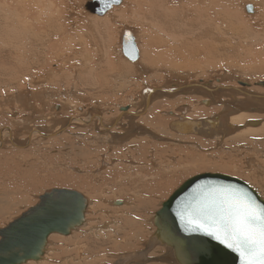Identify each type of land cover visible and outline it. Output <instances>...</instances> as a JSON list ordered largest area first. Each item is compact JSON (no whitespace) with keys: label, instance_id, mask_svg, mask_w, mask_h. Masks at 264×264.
<instances>
[{"label":"bare ground","instance_id":"6f19581e","mask_svg":"<svg viewBox=\"0 0 264 264\" xmlns=\"http://www.w3.org/2000/svg\"><path fill=\"white\" fill-rule=\"evenodd\" d=\"M171 1L170 0H123L122 4L126 5L127 11H129V9L132 10L133 15H134V19L133 20L137 21L141 25L142 24L145 25L150 32L155 30L158 33H161L162 35H164L165 43L170 48V51L166 50L164 53L161 52L160 56H166L167 57V55H170V53H172V54H174L173 55L174 59H176V61H179V63L177 62L176 65L171 62L170 69H173L172 73H174L175 71H178L177 69H179L178 72H180V71H182V72L184 71V73H186V72L193 73L194 72L192 70V68H190V67H193L196 64L192 65L191 64L192 61L189 60V62H188L186 57L188 55L196 54L194 49H193V48H195L196 44H197V47L199 46L200 48L203 47V45H204L202 40H201L202 43H200L198 41H195V40H199V39H204L205 40V39H207L206 43L210 44V41H211L212 45H214L217 42H222V44L226 45V44L230 43L228 41H231V39L234 42H236L235 40L238 41L240 39V41H241L242 40L241 38L244 37L245 40H246L245 41V44H246L247 41L250 42V40L254 41L255 39H258V37L260 35V34L259 35L258 34H254V32H252L254 30L251 31L250 28L248 27V25H247V29L243 32V31H241L242 30V26L239 27V26H236L235 23H233L234 22L233 17L236 16L237 11L242 14L241 11L244 9V11L246 12L247 11V7H249V6H251L252 9L254 8V11L252 13L247 11L248 13L253 14V15L254 14L258 15L259 14V16L261 17V10H262L261 8L262 7H260L261 4L259 5L258 1L255 2L256 3L255 4L254 2L248 1V0H173V1H179L177 4L175 2L176 5L174 4V2H171ZM194 1H195V3H194ZM165 3L168 4V5H166ZM170 4H171V6L169 7ZM116 7H119V6L113 7L104 16L107 17L108 15H110L111 11L116 9ZM171 7H174L175 9L170 10ZM51 8H52L51 0H0V85H2V86L4 85V88L6 86L18 88L20 93H21L19 95H16L17 97H13L11 99H15V98L22 97V96H28V97L31 96V97H36L37 98L36 102H38V97L40 95L39 96L37 94H36L37 96L35 95V92L32 91V90H34V88L41 87V86H44L46 84L48 85V83H52L53 84L54 81H56L57 83H61V82L65 81L68 77H70V75L72 77H75V76L78 75V58H76V57H78V55H76L77 53L75 54L76 57L73 55L76 58L75 60L77 62V65L74 62H71L72 61V59H71L72 55H71V57H66L65 56V55H70L71 53L73 54L74 50H73L72 47H70L71 45L70 46H66L64 44V47H65L64 51L63 52H59L57 57H55V55L57 53H53V52L49 53L48 52L49 47L51 49H53L55 44H57L56 42L60 43V42L64 41L66 43L67 41H72V38L74 37V34L66 35L64 30H62V29H60L58 27V20L55 17V15H53L54 11L51 10ZM225 8L227 10L229 9L228 12L230 14L228 16H226V13L223 14V16L226 18L225 20L227 21V20H229L231 18V22L228 21V25L227 26H225V24L221 23L222 20H221V22H219V20H220L219 17H220V15L222 16V11H225ZM18 9H20V11ZM84 9H85V6H84ZM35 10H36V13H38V14H37V17L32 20V24H33L32 25L31 22H29V18L30 17L28 16V13H30L32 11H35ZM138 10L140 11V14L136 13V12H138ZM170 11H173V13L169 14ZM177 11H178V14H176ZM181 11H183L187 15L185 17H189V19L186 18V20H185L181 16V15H183V13ZM217 13H219V14H217ZM89 14L93 15L91 17H94L95 19H100L98 17H104V16L94 15L92 13H89ZM191 16H194V18L196 19L195 22H197V24L193 23V21L190 19ZM253 17L254 16H252V18ZM178 18H183V20H179ZM261 18L264 19V17H261ZM86 19H87V21H90V24H92V26L94 25L95 28H96V24H98V23L103 25V26H105L108 29L112 28L109 25L110 22H108V20H106V21L105 20L104 21L91 20L87 16H86ZM172 19H176V20L172 21ZM43 22H45V25L40 26L39 24H41ZM262 22H264V20ZM109 31L111 32V29ZM127 32H131V34L133 35V37L135 39V43H136L137 49L139 51V59L136 62L131 61V63H128V62H126L123 59L127 64L125 62L122 63V61L120 59L119 61H121V62H119V63H121V64H119V65L122 66V64H123V66H125V67L130 66V68H128V69L129 70L131 69L130 70L131 74H129V75H137V73H139L141 71L143 73L142 67L144 66V63H145L144 62V59H145L144 57H146V56H143V53H144L143 52V46L140 43V40H139V37H138L139 36L138 35L139 32L136 31V33H135L132 30H129ZM126 33H123L122 36H124ZM176 35L181 37V40H179V38H177ZM224 36H228L231 39L230 38H229L230 40L225 39ZM164 40H163V43H164ZM242 41H244V40H242ZM49 43L50 44L52 43V44L48 45ZM111 43L112 44L114 43L113 46L116 45V42H113V40L111 38H109V35H107V38L104 41V45H100L99 44L100 48L98 47V41L93 43L94 44L93 50L99 48L98 50H96V52L99 53L101 58H103L104 56L107 57V59H106L107 60V62H106L107 64L100 63V65L98 66L99 68L102 67L104 69V71L106 69L104 67L109 66V63L111 65L113 63V61L107 55L108 52L111 50L110 48H113V46L110 47V45H112ZM122 43H123V39H122L121 42H119L120 48H117V49H116V47L113 48V55H118L119 57L122 56V58H125V55L123 54ZM240 43L243 44V42H240ZM212 45H210V46H212ZM236 45H238V42H237V44H235V46ZM239 45H241V44H239ZM239 45L236 46V47H239ZM208 46L209 45L207 44V47ZM216 46H218V45L216 44ZM94 47H95V49H94ZM96 47H98V48H96ZM230 47L224 48V49L227 50L226 53H228L231 49H232V51L234 50V52L238 53L237 51H239L241 49V47L238 48L239 50L237 48H235V47H234L235 49L233 47H231V48ZM204 48H205V45H204ZM206 49H208V48H206ZM197 52L199 53V51H197ZM204 52L206 53L205 49H204ZM240 52H241V50H240ZM205 53H203V54H205ZM207 53H208V55H210V50L209 51L207 50ZM207 53L205 54V56L207 55ZM211 53H213V51ZM214 53H215V51H214ZM217 54L218 53H216V55ZM144 55H146V54H144ZM84 57L85 56H82V58H84ZM162 58H163V62H161V63L167 64L166 61H164V57H162ZM85 59L86 58H84V60ZM125 59H127V58H125ZM198 59H200V58H198ZM201 59H206V58L203 57V55H201ZM81 60H83V59H81ZM95 60H97V59H95ZM104 61H105V59H104ZM150 61L152 63H154L152 60H150ZM174 62H175V60H174ZM58 63H59V65H55L57 67L54 66L55 69H54V67L52 68V70L49 69V70H51L49 72L50 76L52 78H54V79L51 78L52 79L51 81H53V82H49L50 80L48 78H47L48 82L45 81L46 77L49 76V73H48L49 70H45L44 68H46L48 65L52 64V66H53V64H58ZM218 63H220V62H218ZM103 64H105V65H103ZM114 64L112 66H115ZM86 65H88V64L86 63ZM86 65L84 64L83 65L84 67L83 66L82 67L85 69ZM91 65H93V63H91ZM208 65H210V64H208ZM52 66H49V68L52 67ZM95 66H97V65L95 64ZM152 66H153V64H152ZM165 66H167V65H165ZM168 66H169V64H168ZM176 66H177V69H175V71H174V68H176ZM144 67H146V66H144ZM155 67H157V66H155ZM162 67H164V66H162ZM87 68H90V67H87ZM91 69H90V71H91ZM193 69H195V68H193ZM111 70L114 71V69H111ZM115 70H117V69H115ZM207 70H205L203 72L207 73L206 72ZM125 71L122 72V73H119V75L114 71L116 73V74H113L114 81H115V79L122 80V77L126 79V77L128 75V70H126V68H125ZM118 72H120V69H118ZM144 72H145V70H144ZM81 73H82V71H81ZM107 73L109 75L110 72H107ZM107 73L105 72L106 75H107ZM91 74H93V73L91 72ZM98 74H100V73H98ZM102 74H104V73H102ZM111 74L112 73H110L109 76H111ZM219 74H220V71H219ZM238 74H240V73H238ZM19 75H21V77ZM104 75H103L104 78L108 76V75L107 76L106 75L104 76ZM186 75L182 74V76H186ZM221 75H222V73H221ZM101 76L98 77V79H99L98 82L100 84L99 85L100 87H101V85L104 86L103 85L104 81H107V80H109L111 78V77H109V79H108V77H107V80H106V78H105V80L103 79L104 80V81L102 80L103 84H101V82H100V77ZM138 76H140V75H138ZM180 76H181V74H180ZM218 76H219V79L215 78L214 80H211V79H208V80L207 79L206 80L205 79H200L198 82H196L195 80L194 81H190V82L185 81L184 82L185 86L182 87L181 89H178L180 91L178 93H176L178 90L171 91L172 89L168 90V88L166 89L164 87H156V88L153 87L152 89L150 88V90L148 91L149 93L147 92V96L146 97L142 96L143 98L141 100L136 99L134 101H131L132 102L131 105H129V104L128 105L120 104V106H118L119 108L116 109V111L108 110V111L104 112L103 109H102V106H100V107L93 106L92 107V106L89 105L90 108L92 107V109H90L91 110V114L89 116H88V114L90 113V111L88 113H86V114H84L85 111L83 113L78 114V108L80 106L79 107L77 106L78 108H76L75 106H74L75 108L71 107L72 108L71 111L69 109L70 106L68 107L67 105L66 106L58 105L57 107L53 106L57 110V117L60 116V118L58 119L59 121L56 118H53L54 116H52V118H49V120L47 121L48 125L46 124L40 129L35 128L33 125H32L33 127L29 126L26 129H24V134H25L24 136H27V138H28L27 141H25L24 146H22L23 143H20L18 141V139L15 138V137H17V132H15L12 129H9V128L5 127L4 132H1L2 137L4 139H2L0 137L1 138V140H0V148L6 147V145H8V143L11 142L14 145V147L16 146V147H19L21 149V148L25 147L26 145L27 146L28 145L32 146V144H34L33 143L34 140H41L40 142L44 143V142H46L45 140H50L54 136H61V135L68 136L67 134H69L70 135L69 137L75 136L77 138L76 140H78V138H79L80 141L86 142L85 144L81 145L80 148H79L80 150H78V155H80L81 157L83 156V153H84L83 149L86 148V145H87L88 150L90 151L89 152L90 155H91V153H95L93 151L101 152L103 150L104 151H106V150L109 151L110 152L109 154H111V153L120 154L121 153L123 155V157H124V160H122L123 162L119 161L120 163L116 162L115 164H111L109 166V169L110 168L111 169L115 168V166L118 165V164H119L118 167L121 166V164H123V167H122L123 171L120 174L121 177L119 179H121V181L123 182V178H128L127 180L125 179L127 181L126 185H127L128 189L129 188L131 189L130 193L132 192L134 197H132L131 200L118 198L120 200H118V199H113L112 200L111 199V200H109L107 202L106 201H104V202L109 204L110 206H112V204L114 206H120V208H114V210H117L118 212L119 211H123L124 209H132V208H134V211L137 210V211H135V213L134 212H129L130 215H126V216L120 217V219H121V221L124 222V224L125 223L129 224L130 223L129 221H132V222L138 221L139 222V221H142L141 220V218L143 216L142 214H144L143 213L144 211L142 209L144 207L150 206L153 202H155L154 200L156 198L163 196L162 194L166 190L165 186H164L165 181L166 180L167 181L168 180L173 181V180H175V179H177L179 177V173H180L179 172V167H180L181 164H179V166H178V161L179 160L177 158H174V156H173L176 152L173 155L160 154L161 156H158L159 152H162L164 150V146H162L160 143L166 142V143H168V145H172V146L174 145V148H175V147L183 146V145L180 144V142H181L180 140L191 139L192 141H194V145H195V147L197 149L200 147V144L206 145L208 142H214V144L217 143L218 145H220L222 143V148L223 149H225L226 151H228L230 153L234 152L235 154H238L239 152L242 153V151H240L241 149H246V151L248 149L250 151V153L251 152L255 153V152L260 150V148H261L260 144L261 143L259 145L257 143L255 144L253 140L257 139L256 137H258V139L262 138L263 141H264V120H262L264 118L259 119L260 117H264V94H260L258 92H255L253 89H250L251 84L249 83V81L240 80V79L237 78L238 79V86H236V85L235 86L234 85L233 86H226L225 84H223L224 81H225L224 79L226 77H224V76L221 77L220 75H218ZM19 77L21 79H18ZM93 77L91 76V78H93ZM113 77H112V79H113ZM143 77H144V75H143ZM181 79L182 80H187L186 77L185 78L183 77ZM17 81H19V83ZM59 81H61V82H59ZM214 81H219L218 82L219 84L218 85L214 84ZM16 82H17V84H16ZM92 82L94 83V81H92ZM109 82H111V81H109ZM57 83H55V84H57ZM70 83H68L66 86H68ZM105 83L107 84L108 81L105 82ZM115 83H114V85H115ZM29 84H30L31 87H29V88L26 87V85H29ZM76 84H78V83H76ZM122 84H124L123 81H122L121 85ZM256 84H257V86H264V82H259V83H256ZM50 85H48V86H50ZM110 85L112 86L111 83H110ZM119 85L120 84H118L117 86L119 87ZM111 86H110V88H111ZM187 87H189V88H187ZM191 87H194V88L190 89ZM114 88H115V86H112V89H114ZM27 89L29 91L30 90L31 91L23 93V91H27ZM54 89H56V88H54ZM101 89H102V87H101ZM101 89L98 90V91L100 92ZM120 89H121V87H120ZM124 89H125V87H124ZM76 90H78V89H76ZM116 90H118V89H116ZM138 90H139V88H138ZM144 90H142V91H144ZM66 91H68V90H66ZM109 91L110 90H108V92L107 91H105V92H107L109 94L110 93ZM121 91H119V92H121ZM112 92L113 91H111V93ZM113 94L114 93H112L111 96H113ZM120 95L121 94H119V95L115 94V96H120ZM182 95H185V96H182ZM76 96H78V94ZM107 96H109V95H107ZM107 96H106V98H107ZM191 96L197 97L199 99L198 100L199 101L198 104H195V102H194L195 100ZM120 97H118V98L120 99ZM163 98L167 99V100H164ZM56 99H58V97ZM98 99H96V100L98 101ZM169 99H172V100H169ZM31 100H32V98H31ZM102 100L106 101L104 99H102ZM107 100H109L108 102H110L111 98L107 99ZM180 100H186L188 102L187 104H189V102H190V104L188 106L184 105L183 107H181L179 109L181 111V113H180L179 116H177V119H175L172 122H168L166 125H164L163 124L164 121H162V119L166 118V114H168V112L163 110V111L159 112L160 113V115H159L158 114V109L156 108L157 104L160 103L161 101L162 102L166 101L168 103H176L175 108H177V107L181 106V104H179ZM170 101H172V102H170ZM41 102H43V100ZM63 102H65V101H63ZM72 102H74V101L72 100ZM84 102H86V101H84ZM140 102L142 104H139ZM47 103H48V101H47ZM25 105L26 106H19V107L27 108L28 105H30V107L32 106L31 107L32 109L30 108L31 110H33V109L35 110L37 108V104H35L33 102H30V101L26 102ZM71 106H73V105H71ZM107 106H109V104ZM206 106L207 107L208 106L209 107L212 106L210 108L214 107V111H212V113L209 112L210 113L209 117H206L207 113L204 111V110H206ZM108 108H110V106ZM210 108H207V109H210ZM0 109H2V108H0ZM38 111L39 110H37V113H38ZM69 112H72L71 113L72 116L74 115L73 118L69 119L68 117L67 118L64 117V115L69 113ZM172 112H173V110H172ZM42 113L45 114V112H42ZM24 116L21 115V116L18 117V119H23ZM146 117H148V119L151 118L150 122L147 121L146 124H145V125H147L149 127H146L145 125H143L142 122L140 123V121L142 119L146 118ZM16 120H17V118L15 119V121ZM144 121H146V120H144ZM188 121H191V123H193V124L194 123H199V125L197 127L193 128V126L188 124ZM250 122H256V123H258V125L250 126L249 125ZM60 123H61V125H58ZM14 125H16V124H14ZM150 125H151L152 128L150 127ZM77 127H78V129H88L89 132L88 133L74 132L75 128H77ZM150 128L153 129V130H151ZM154 131H156V132H154ZM7 137H9V142L6 141ZM86 139H89V140H86ZM145 139H147V140L149 139L150 142L153 141V143H155V144H156L157 141H158V143L161 141L159 143L160 146L155 145V144L152 145V143L150 144V142L145 140ZM140 140H142V141L134 146V143H136L137 141H140ZM50 142H52V141H50ZM188 143L190 144L189 141H188ZM196 143H199V144H196ZM12 144H10V145H12ZM44 144H46V143H44ZM57 145L55 147H57ZM75 145L78 146V141H71V139L68 140V146H70L72 148V146L75 147ZM88 145L90 147H88ZM168 145H166V146H168ZM262 145H264V144L262 143ZM61 146H62V144H61ZM172 146H171V148H172ZM186 146L187 145H185L184 147H186ZM8 147H10V146H8ZM50 148H51V146H50ZM125 148H127V149H125ZM130 148H132V150ZM31 149H33V148H31ZM178 149L181 150L182 148H178ZM105 153L108 154L107 152H105ZM183 153H184V151H183ZM66 154H68V153H66ZM98 154H100V153H98ZM96 155H97V153H96ZM185 155H187V154H185ZM190 155H192V153ZM208 155H210L209 157L207 156L208 158L215 157L214 155L209 154V153H208ZM231 155H233V154H231ZM262 155H264V153ZM262 155L261 156L257 155V157H258L257 159L255 157L253 158L252 156L248 155L249 157H246L244 159V165L246 167V168L245 167L244 168L247 169V170H248V168L250 169V170H248V171L251 172V175H252V178L250 179V182L256 184V186L259 185L260 187L264 188V183L262 181L258 180V178H260L261 176H264V164L260 162V160L262 158L264 159V157H262ZM170 156H173V157H170ZM177 157H179V156H177ZM33 158H35V157H33ZM36 158H38V155L36 156ZM62 158H64V157H62ZM66 158L67 157H65L64 159H66ZM108 158H110V157H108ZM24 159H25V157L23 158V160ZM76 159H78V158H76ZM93 159L95 160V161L93 160L94 163L98 161V162H100L102 164V166H105V167L107 166L101 159H98V156H95ZM175 159H177L178 161L176 160V162H174L175 163V165H174L173 161H175ZM237 159H239V157ZM39 160H35V161H39ZM58 160H59V158H58ZM182 160H184V159H182ZM26 161H28V162H26ZM84 162H86L84 164L85 167H88L87 165H90V166L93 165V164H91V160L82 161V164ZM185 162H186V160H185ZM23 163H26V164H24L22 166L20 165V167L18 166V168H19L18 176L19 177H24V173L27 174V173H30V171L33 172L34 168L37 167V166H34V164H30V166H29L30 162L27 159H25V161H23ZM106 163H108V162H106ZM110 163H112V162H110ZM164 163H166V164H164ZM232 164H230L228 162H222L221 161V164L219 166L222 168V170H226V169H230L231 170V168H232V170H234L233 168H239V167L242 166V165L240 166V164H238L237 161L233 162ZM48 166H49V164L46 163L45 167L44 166L43 167L47 168V170L49 169L48 170V172H49L51 170L50 169L51 167L50 166L48 167ZM96 166H98V165H96ZM184 166H187V165H184ZM196 166L197 165H195V167ZM24 167H25V169H23ZM60 168H63V167H60ZM81 169H79V168L78 169H73V171H78V173H84ZM180 170H181V168H180ZM216 170H218V169H216ZM240 170H242V169H240ZM105 171H106V169L104 171H102L101 174L103 175V173H105ZM223 172H225V171H223ZM97 174L98 173H96V176H97ZM100 176L101 175H99V177ZM227 176L233 177L232 175H227ZM234 176H236V175H234ZM241 177H243V176H241ZM95 178L96 177H94V179ZM50 179L51 178L49 176V178H47V180L49 181ZM52 180L54 182H56V183H57V181H60L59 178L52 179ZM109 180H111V179H109ZM240 180H241V178H240ZM16 181H17V179H16ZM12 182H15V181L12 180ZM124 185H125V182H124ZM130 186H133V187L131 188ZM177 189L178 188H176L173 191V193ZM259 189H261V188H259ZM102 192H103V190H102ZM108 192H110V191H108ZM260 192H258V194L261 196L262 199H264V195H262ZM173 193H171V194H173ZM22 199H21V201H22ZM87 200H88V210H89V212L92 211V209L94 211V208H95L94 206H95L96 200H95V202H93L92 199L90 200L89 198H87ZM166 201H164V202H166ZM164 202L161 203L160 207L162 206V204ZM118 203H121V205H118ZM99 207L100 206H97V208H99ZM150 207H152V206H150ZM6 210H8V209H6ZM88 210H87V214H86V218H85L86 222H85V224L82 227L87 225V223L90 221L87 218ZM99 212H101V211H99ZM137 214H139V215H137ZM155 214H156V212L154 213L152 219L150 220L151 221L150 223L153 225L152 227H154V231L152 232L153 234L150 235V237H148V239L145 242H142V243H145L144 247L146 248V250L143 249L144 251H140L139 253L137 252L135 254L134 253L133 254L130 253V255H126V254L121 255L120 254V255L112 256V258L115 259L113 264H143L144 261L146 262V263L144 262V264H157L159 261H160V263L166 262L168 264H176V261H174L175 258H173L175 253L172 250H168L166 247L161 246L154 238H152V236L154 235V233L156 231V227L154 226ZM105 216H103V217H105ZM108 216H110V215L108 214ZM135 219H137V220H135ZM112 221L114 222V225H116L117 227H118V225H120L119 223L117 224L116 221H114V220H112ZM123 222H121V223H123ZM127 224H125V226ZM105 225H103V226L101 225L100 226L101 228L99 226L92 227L90 225L92 227L91 228L92 230L90 232L92 233V235L95 238L97 237V239H98L99 238L98 237L99 234L101 236L102 235H106L105 231L111 230L110 229V223H107ZM125 228L127 229V231H126L125 236L123 237L124 241L128 239V237H129L128 234L129 233L132 234L135 231V230L133 231L134 227L133 228L125 227ZM84 230L86 231V229H84ZM138 230H139V226H138ZM144 230L142 228L141 231H144ZM121 232L123 233L124 231H121ZM140 232H138V233H140ZM91 233H89V234H91ZM109 234H111V233H109ZM54 235H58V234H54ZM116 235H118L117 232H116ZM116 235L113 237V240L111 239L112 241H114L115 244L113 242H111V243H113L114 247L117 248L118 244H117L116 241H118L119 238H116L117 237ZM134 235L135 234H133V236ZM87 236H88V234H87ZM112 236H113V234H112ZM50 237H49V239H50ZM102 237L104 238V236H102ZM83 238L81 237L79 239L83 240ZM105 238H107V237H105ZM132 238H134V237H132ZM135 239H137V238H135ZM92 241H94V240H92ZM77 242H79V241L77 240ZM100 242H101V240H100ZM100 242L94 243L96 248L100 247V244L98 245V243H100ZM74 243H76V242H74ZM88 243H91V241L88 242ZM101 243H103V242H101ZM129 245H130V243H129ZM129 245H128V247H129ZM49 246H50V244H49V241H48V246H47L46 253H48V252L50 253L52 251V250H49ZM108 246H107V248H108ZM114 247H113V249H114ZM160 247L163 248V250H164L163 254L164 255L166 254L168 256H163L162 257L163 260H161L159 258V259L153 261V258L151 256V252L154 253L155 251H158L160 249ZM82 248H81V246H80V248H78L79 249L77 251V256L78 257H73L72 259H68V257H66V261L63 262V264H70V263H72V264L76 263L77 264V262H78V264H85V262H82V261L87 257L86 256L87 252L85 251L86 252V254H85V252L83 251L84 248L83 249ZM90 250L91 249H89V252H91L93 249L91 251ZM111 252H113V251H111ZM117 252L119 253L120 251H117ZM49 253L44 256V258H43L44 262L42 261V264L43 263H47V264L51 263V264H53L51 262L52 257H50L51 255ZM98 253H99V251H98ZM73 254H74V252H73ZM75 255H76V253H75ZM91 255H90V257H91ZM161 255H162V253H160V256ZM108 257H110V256H108ZM169 257H171V260H170ZM30 263H32V262H30ZM36 263H39V262H36Z\"/></svg>","mask_w":264,"mask_h":264},{"label":"rangeland","instance_id":"374dc122","mask_svg":"<svg viewBox=\"0 0 264 264\" xmlns=\"http://www.w3.org/2000/svg\"><path fill=\"white\" fill-rule=\"evenodd\" d=\"M248 1H252L254 3L258 1L259 5L261 4L260 7H262L261 8L262 9L261 10V17H264V0H248ZM51 2H52L51 10L54 11L53 15H55V17L58 20V27L60 29L64 30L66 35L74 34V37L72 38V41H67L66 43L64 41L60 42V43L56 42L57 44H55L53 49H51L49 47L48 52L49 53H51V52L57 53L55 55V57H57L59 52H63L64 51V49H65L64 44L66 46H70L71 45L70 47H72L73 50H74L73 54L71 53L70 55H65V56L66 57H71V55H72V57H71L72 61L71 60L70 61L74 62L76 65H77V62H76L75 59L78 58V75L75 76V77H72L70 75L71 78L68 77L63 82L59 81L61 83H57L56 81H54L53 84L52 83H48V85L51 84L50 86H48L46 84L44 86L34 88V90H32V91L35 92V95L36 94L38 96L40 95L38 97V102H36L37 101L36 97H31V96L30 97L22 96V97H18V98H15V99H11L13 97H17L16 95L21 94L19 89L18 88H14V87H9V86H6L7 88L6 87L4 88V85L3 86L0 85V108H2V109H0V130H1L0 131V137L2 139H4V138L2 137L1 132H4L5 127H6V128L12 129L15 132H17V137H15V138L18 139V141L20 143H23L22 146H24L25 141H27V139H28L27 136H24L25 135L24 134V129H26L29 126H31V127L34 126L35 128L40 129L44 125L47 124V121L49 120V118H52V116H54L53 118H56L57 120L60 118V116L57 117V110L53 106L57 107L58 105H62V106H66L67 105L68 107L70 106L69 107L70 111L72 109L71 107L75 106L76 108H78L80 106L78 108V114L83 113L84 111H85L84 114H86V113H88L90 111L88 116L91 114V110L90 109H92L93 106H98V107L102 106V109H103L104 112H106L108 110L116 111V109L119 108L118 106H120V104H124V105H128L129 104V105H131L132 104L131 101H134L136 99L141 100L143 97H146L147 96V92L150 90V88L152 89L153 87H155V88L156 87H164L166 89L168 88V90L172 89L171 91H173V90L176 91V90L181 89L182 87L185 86V83H184L185 81L190 82V81H194L195 80L196 82H198L200 79H205V80L206 79L207 80L211 79V80H214L215 78L219 79L218 75H220L221 77L222 76H224L226 78L228 77L227 78L228 80L226 78L225 79L223 78L225 80L223 84H225L226 86H233V85L234 86L235 85L238 86V79L245 80V81H249V83L251 84L250 89H253L255 92H258L260 94H264V86H257V84H256V83H259V82H264V73H263L264 72V22H262L264 19L261 18L259 16V14L258 15H256V14L253 15V14L248 13L247 11H246L247 12L246 13L244 11V9H243L241 11L242 14L237 11L236 16L233 17V20H234L233 23H235L236 26H239V27L242 26V30L241 31L244 32L247 29V25H248V27L250 28L251 31L254 30V31H252V32H254V34H258V35L260 34L258 39H255L254 41L250 40V42L247 41L246 44H245L246 40H245L244 37L241 38L244 41H242V40L240 41V39H239L238 41L235 40L236 42H234L230 37L224 36L225 39H228V40L231 39V41H228L230 43L226 44V45L222 44V42H217L214 45H212L211 41H210V44L206 43L207 39H205V40L204 39L195 40V41H198L200 43H202V41H203V43L205 45V48H204V45L201 48L202 49L204 48L206 53H207V50L208 51L210 50V55H208V53H207L208 56L207 55L205 56L206 53L204 52V49L202 50L199 46L197 47V44L195 43L196 45H195V48H193V49H194L196 54L188 55L187 57L185 56L187 58L188 62H189V60L192 61L191 62L192 65L196 64L195 66L190 67V68H192V70L194 72L193 73H191V72L190 73L189 72L184 73V71L183 72L182 71L178 72L179 69H177V66H178L177 65L176 68H174V71H175V69H177L178 71H175L174 73H172L173 69H170L171 62L176 65L177 62L179 63V61H176V59H174V56H173L174 54H172V53H170V55H167V57L166 56H160L161 52L164 53L166 50L170 51V48L165 43L164 35H162L161 33H158L155 30L150 32L145 25H143V24L141 25L137 21L133 20L134 19L133 12L130 9H129V11H127L125 4L124 5L122 4L121 6L116 7V9L111 11L110 15H108L107 17L104 16V17H98L100 19H95L94 17H91L93 15L89 14L84 9V6H85L87 0H51ZM171 2H174V4L176 2V4H177L179 1H173L172 0ZM194 3H195V1H194ZM166 5H168V4H166ZM170 6H171V4L169 5V7ZM173 9H175V8L174 7L170 8V10H173ZM18 10L20 11V9H18ZM228 10L225 8V11H222V16L220 15V17H219V19H220L219 22H221V20H222L221 23L225 24V26L228 25V21L231 22V18L226 21L225 20L226 18L223 16L224 13H226V16L230 15ZM253 11H254V8H253ZM181 12L184 15V16L183 15H181V16L185 20H186V18L189 19V17H185L187 15L183 11H181ZM136 13L140 14V11L138 10V12H136ZM171 13H173V11L169 12V14H171ZM37 14L38 13H36V10L28 13V16L30 17L29 18V22H31V24H32V20L37 17ZM176 14H178V11L176 12ZM217 14H219V13H217ZM86 16L89 17L91 20H100V21L108 20V22H110L109 25L112 28L108 29V28H106L105 26H103V25H101L99 23L96 24V28H95L94 25L92 26V24H90V21H87ZM252 16H254V17L252 18ZM183 18H178V19L179 20H183ZM190 19L193 21V23L197 24V22H195L196 19L194 18V16H191ZM173 20H176V19H172V21ZM39 25L43 26V25H45V22H43V23H41ZM110 29H111V32L109 31ZM129 30L134 31L135 33H136V31L139 32L138 33V35H139L138 37H139L140 43L143 46V52H144L143 56H146V57H144L145 58L144 59V62H145L144 66H146V67L143 66L142 67L143 73L141 71V72L137 73V75H129V74H131V71H130L131 69L130 70L128 69V68H130V66L125 67V66H123V64H122V66L119 65V64H121V63H119L121 61H122V63L125 62V61L128 62V63H131L130 60H129L130 61L129 62L128 59H125L126 57L122 58V56L119 57L118 55H113V48L114 47H116V49L120 48L119 42H121L122 39H123L122 35H123V33H126ZM107 35H109V38H111L113 40V42H116V45H114V46H113L114 43L113 44L111 43L112 45H110V47L113 46V48H110L111 50L107 54L108 57L113 61V63L111 62L112 65L115 62L116 63L114 64L115 66H112L109 63V66L104 67V68H106V69L108 68V69L107 70L105 69V71H104V69L102 67L99 68L98 66L100 65V63L107 64L106 63L107 62V60H106L107 57L106 56L103 57L105 59V61H104V59L101 58V56L99 55V53L96 52V50H98L100 48L99 44L100 45H104V41L106 40ZM176 36H177V38H179V40H181V37H179L178 35H176ZM163 40H164V43H163ZM96 41H98V47L99 48L96 47L98 49H95V47H94L95 50H93V46H94L93 43H95ZM239 41L243 42V44L240 43ZM237 42H238V45L241 44V45H239V47H241V49H240L241 52L238 49L239 47H236L238 45L235 46V44H237ZM51 44L49 43L48 45H51ZM207 44L209 46L212 45L213 47L212 46H210V47L208 46L207 47ZM216 44L218 46H216ZM230 46L233 47V48L234 47L237 48L239 50V51H237L238 53L234 52V50L232 51V49L228 53H226L227 50L224 49V48H228ZM206 48H208V49H206ZM211 50L213 51V53H211L212 52ZM197 51H199V53ZM214 51H215V53H214ZM203 53H205V54H203ZM216 53H218V54L216 55ZM75 54L78 55V57H76ZM144 54H146V55H144ZM201 55H203V57H205L206 59H201ZM82 56H85L84 58H86V59L84 60V58H82ZM162 57H164V61H166V63H167V64H165V63L164 64L167 65V66H165L163 63H161V62H163V58ZM198 58H200V59H198ZM81 59H83V60H81ZM95 59H97V60H95ZM120 59H121V61H119ZM150 60H152L154 63H152ZM174 60H175V62H174ZM218 62H220V63H218ZM86 63L88 65H86ZM91 63H93V65H91ZM82 64L86 65L85 69L83 68L84 66ZM95 64L97 66H95ZM105 64H103V65H105ZM152 64H153V66H152ZM168 64H169V66H168ZM208 64H210V65H208ZM55 65H59V63L58 64H53V66H52V64L48 65L44 69L45 70H49V69L52 70V68ZM154 65L157 66V67H155ZM161 65L164 66V67H162ZM49 66H52V67L49 68ZM55 67H57V66H55ZM55 67H54V69H55ZM87 67H90V68H87ZM91 68L92 69L94 68V69L92 70ZM125 68H126V70H128V75H127L126 79L122 77V80L115 79V81H114L113 74L117 73L119 75V73H122V72L125 71ZM193 68H195V69H193ZM90 69H91V71H90ZM111 69H114V71L116 73L113 70H111ZM115 69H117V70H115ZM118 69H120V72H118ZM51 70H49L48 73ZM144 70H145V72H144ZM205 70H207L206 71L207 73L203 72ZM81 71H82V73H81ZM219 71H220V74H219ZM91 72L93 74H91ZM105 72L106 73L110 72L112 74H111V76H109L110 73H109V75L107 73V75H108L107 76L105 74ZM237 72L240 73V74H238ZM98 73H100V74H98ZM102 73H104L108 77V79H109V77H111L110 78L111 80L110 79L107 80V77H105L106 80L108 81L107 84L105 83L107 81H104L105 78L103 77L104 74H102ZM221 73H222V75H221ZM180 74H181V76H180ZM182 74H184V75L187 74V75L186 76H182ZM138 75H140V76H138ZM143 75H144V77H143ZM19 76L21 77V75H19ZM91 76L92 77L94 76L93 77L94 79L91 78ZM99 76L102 77V78L100 77L101 84H103L102 80L104 79L103 80L104 81V84H103L104 86L101 85L102 89L99 86L100 84L98 82L99 81V79H98ZM20 77L18 79H21ZM112 77H113V79H112ZM183 77L184 78L186 77L187 80H182L181 78H183ZM47 78L50 80L49 82H53L51 80L54 79V78H52L50 76V73H49V76L46 77V79H45V81L48 82ZM92 81H94V83ZM109 81H111V82H109ZM122 81H123V83L125 85L124 84L121 85ZM17 82L19 83V81H17ZM17 82H16V84H17ZM113 82L114 83L116 82L115 85H114ZM218 82L219 81H214V84L218 85L219 84ZM55 83H57V84H55ZM68 83H70V84L68 86H66ZM76 83H78V84H76ZM110 83L112 84V86H115V88L118 89V90H116L115 88L112 89V86L110 85ZM118 84H120L121 86L119 85V87H118L117 86ZM55 85L57 87L58 86L59 87L57 88ZM110 86H111V88H110ZM26 87L29 88L31 86L29 84V85H26ZM120 87H121V89H120ZM124 87H125V89H124ZM54 88H56V89H54ZM138 88H139V90H138ZM187 88H189V87H187ZM193 88L194 87H191L190 89H193ZM76 89H78V90H76ZM100 89H101V91L99 92L98 90H100ZM66 90H68V91H66ZM108 90H110L109 94L107 93ZM142 90H144V91H142ZM28 91L29 90L27 89V91H23V93L24 92L26 93ZM105 91H107V92H105ZM111 91H113L112 93H114L113 96H111V94H112ZM119 91H121V92H119ZM178 92H180V91L178 90L176 93H178ZM77 94H78V96H76ZM115 94L116 95L121 94L120 95L121 97L120 96H115ZM107 95H109V96H107ZM106 96H107V98H106ZM182 96H185V95H182ZM57 97H58V99H56ZM118 97H120V99ZM191 97H193V96H191ZM31 98H32V100H31ZM110 98H111V100H110V102H108L109 100H107V99H110ZM71 99L74 102H72ZM96 99H98V101ZM102 99H104L106 101H103ZM193 99L195 100L194 101L195 104H198V102H199L198 100L199 99L197 97H193ZM42 100H43V102H41ZM164 100H167V99H164ZM169 100H172V99H169ZM29 101L37 104V108L35 110L34 109L31 110L32 106L30 107V105H28L29 108L28 107L27 108L19 107V106H26L25 103L29 102ZM47 101H48V103H47ZM63 101H65V102H63ZM84 101H86V102H84ZM141 102L139 104L143 103V102L142 103ZM170 102H172V101H170ZM187 103L188 102L186 100H180L179 104H181V106H179L177 108H175L176 103H168L166 101H163V102L161 101L160 103H158L156 108L158 109V114L159 115H160L159 112H161L163 110L168 112V114H166V118H164L166 121L164 119H162V121H164L163 124L166 125L168 122H172L175 119H177V116H179L180 113H181V111L179 109L181 107H183L184 105L188 106L190 104V102H189V104H187ZM108 104H109L110 108H108L109 107V106H107ZM71 105H73V106H71ZM89 105L92 106V107L90 108ZM210 107H212V106H210ZM210 107L206 106V110H204L207 113L206 117H209L210 113H212V111H214V107L213 108H210ZM207 108H210V109H207ZM37 110L40 111V112L38 111L39 114L37 113ZM172 110H173V112H172ZM42 112H45V114L42 113ZM71 113L72 112H69V113L65 114L64 117L65 118L68 117L69 119L73 118L74 115L72 116ZM21 115L22 116L25 115L24 118L23 119H18V117L21 116ZM16 118H17V120L15 121ZM262 118H264V117H260L259 119H262ZM142 120L140 121V123L142 122V124L145 125L147 121L150 122L151 118L148 119V117H146V118H144ZM144 120H146V121H144ZM262 120H264V119H262ZM61 123L58 124V125H61ZM14 124H16V125H14ZM145 126L149 127L147 125H145ZM150 127H151V125H150ZM151 130H153V129H151ZM74 132L88 133L89 130L88 129H78V127H77V128H75ZM154 132H156V131H154ZM67 135L68 136H63V135L54 136L50 140H45L46 142H44V143H46V144L41 143L40 142L41 140H34L33 141L34 144H32V146H29V145L27 146L26 145L27 147L25 146V147H23L21 149L19 147H16V146L14 147V145L11 142H9V137H7L6 141L9 142L8 145H6V147H4V148H0V175H1L0 176V229L1 228H5L9 223H11L15 219L19 218L24 212L29 210L31 207H34L39 202L38 198L41 195H43L45 192L50 191L52 189H60V188L71 189V190H75V191H78V192L82 193L84 196L86 195L85 197L89 198L90 200L92 199L93 202H95V200H96V203H95V206H94L95 208L93 207L94 211H93V209L90 212L88 210L87 218H88V220H90L89 221L90 223L88 222L87 225H85L84 227H81V229L79 228L78 231L77 230L74 231L70 236H65L64 237L62 235H59V236L58 235H52L50 237V239H49V244H50L49 250H52V251L50 253L49 252L48 253L51 255L50 257H52L51 262L53 264H55V263L56 264H63V262L66 261V257H68V259H72L73 257H78L77 256V251L79 250L78 248H80V246H81V248L82 247L84 248V249L82 248L84 252L85 251L87 252V254L85 252L87 257L82 261V262H85V264H113L115 259H113L112 256L120 255V254L121 255H123V254L130 255V253L131 254H133V253L135 254L137 252L139 253L140 251L146 250V248L144 247L145 243H142V242H145L148 239V237H150V235L153 234L152 232L154 231V227H152L153 225L150 223L151 222L150 220L152 219L154 213L161 209V207H160L161 203L166 201L168 198H170L171 195H172L171 193H173V191L176 188H179L185 181H187V180H189V179H191V178H193V177H195L197 175H200V174H204V173L220 174L221 173L223 175H226V174L227 175H232L233 177L237 176L236 178L240 177L241 180H243L244 182H246L249 185L251 184L250 185L251 187L256 189L258 192L261 191L260 193L262 195H264V188L260 187L259 185L256 186V184L250 182V179L252 178L251 172L248 171L250 169L249 168H248V170L245 169L246 167L244 165V159L246 157L252 156L253 158L255 157L257 159L258 158L257 155L261 156L264 153L263 152L264 151V148H263L264 145H262V143L264 144V141H263L262 138L258 139V137H256L257 139L253 140L255 144L257 143L259 145L261 143L260 144L261 148H260L259 151L255 152L256 154L254 152L250 153V151L248 149H247V151H246V149H241L240 151H242V153L239 152L238 154H235L234 152L230 153V152H228V151H226L225 149L222 148V143L220 145H218L217 143L214 144V142H208L207 143L208 145L207 144L206 145L200 144V147L202 149L199 147L198 148L199 150H198L195 147V145H194V141H192L191 139L180 140L181 141L180 144L183 145V146L175 147V148H174V145L173 146L172 145H168V143H166V142L160 143L161 142L160 141L159 143L162 146H164V150L162 152H159L158 156H161L160 154L173 155L176 152L173 156H174V158H177L179 161L177 159H175V161H173V163L176 162V160H177L178 161V166H179V164H181L180 167H179V172H180L179 173V177L177 179L173 180V181H170V180H168V181L166 180L165 181L164 186H165V189L167 191L166 190L164 191V193L162 194L163 195L162 197L156 198L154 200L155 202H153L152 204L150 203L151 204L150 206H152V207L148 206V207H144L142 209L144 211L143 212L144 214H142L143 216L141 218L142 221H139V222L138 221H134V222L129 221L130 223L129 222H128L129 224L125 223V224H127L125 226L124 222L121 221L120 217H123V216H126V215H130L129 212H134L135 213V211H137V210L134 211V208H132V209H124L123 211H119L118 212L117 210H114V208H120V206H114L113 204H112V206H110L109 204L104 202V201L107 202V201H109L111 199L113 200V199H118V198L131 200V198L134 197L132 192L130 193L131 189L130 188L128 189V187L126 185V183H127L126 180L128 178H123V182L121 181V179H119L121 177L120 174L123 171V169H122L123 164H121V166H119V167H118V165H119L118 164V165L115 166V168H112V169L110 168L109 169V166L111 164H115L116 162L124 160L123 155L121 153L120 154H116V153L115 154L114 153L109 154L110 152L107 151V150L106 151L103 150L101 152L93 151L95 153H91V155H90V153H89L90 151L88 150L87 145H86V148H84V149L82 148L84 153H83V156L81 157L80 155H78V150H80L79 149L80 146L85 144L86 142L80 141L79 138H78V140H76L77 138L75 136L69 137L70 135L69 134H67ZM1 138H0V140H1ZM69 139H71V141H78V146L75 145V147L72 146V148L70 146H68V140ZM86 140H89V139H86ZM145 140H147V139H145ZM50 141H52V142H50ZM141 141L142 140L137 141L136 143H134V146L136 144H138L139 142H141ZM147 141H149V139ZM188 141L190 142V144L188 143ZM151 143H152V145L155 144V143H153V141L150 142V144ZM159 143L157 141L155 145L160 146ZM10 144H12L13 146L10 145ZM61 144H62V146H61ZM196 144H199V143H196ZM56 145H57V147H55ZM166 145H168V146H166ZM185 145H187V146L184 147ZM8 146H10V147H8ZM50 146H51V148H50ZM171 146H172V148H171ZM88 147H90V146L88 145ZM31 148H33V149H31ZM178 148H182V149L180 150ZM125 149H127V148H125ZM130 149L132 150V148H130ZM183 151H184V153H183ZM105 152H107L109 155L106 154ZM66 153H68V154H66ZM96 153H97V155H96ZM98 153H100V154H98ZM191 153H192V155H190ZM208 153L214 155L215 157L208 158L210 156V155H208ZM185 154H187V155H185ZM231 154H233V155H231ZM234 154L236 156L237 155L238 156L236 157ZM37 155H38V158H36ZM95 156H98V159H101L107 166L106 167L102 166V164L100 162H98L97 160H96L97 162L94 163L93 162V160H94L93 158ZM173 156H170V157H173ZM177 156H179V157H177ZM24 157H25V159L29 160V162H30L29 166H30V164H34V166H37V167L34 168L33 172L30 171V173H27V174L24 173V177H19L18 176V171H19L18 166L20 167V165L22 166V165L26 164V163H23V161H25V159L23 160ZM33 157H35V158H33ZM62 157H64V158L67 157L68 159L66 158L67 159L66 160V159H64ZM75 157L78 158V159H76ZM108 157H110V158H108ZM238 157H239V159H237ZM262 157H264V155H262ZM58 158H59V160H58ZM182 159H184V160H182ZM35 160H39V161H35ZM85 160H88V161L91 160V164H93V165H91V166L87 165L88 167H85L84 164L86 162H84L82 164V161H85ZM185 160H186V162H185ZM221 161L222 162H228L230 164H232L233 162L237 161V163L240 164V166L241 165L242 166L239 167V168H233L234 170H232V168H231V170L230 169L222 170V168L219 166L221 164ZM263 161H264V159L262 158L260 160V162L264 164ZM26 162H28V161H26ZM106 162H108V163H106ZM110 162H112V163H110ZM46 163H48L49 166L51 167L50 168L51 170L49 172H48L49 169L47 170V168H44ZM164 164H166V163H164ZM79 165L80 166L82 165V166L80 167ZM96 165H98V166H96ZM174 165H175V163H174ZM184 165H187V166H184ZM195 165H197V166L195 167ZM60 167H63V168H60ZM78 168L79 169L82 168L81 170L85 174L84 173H78V171H73V169H78ZM180 168H181V170H180ZM23 169H25V167ZM105 169H106V171L102 175L101 172L104 171ZM216 169H218V170H216ZM240 169H242V170H240ZM223 171H225V172H223ZM96 173H98L97 176H96ZM99 175H101V176L99 177ZM234 175H236V176H234ZM49 176H50L51 179L48 181L47 178H49ZM241 176H243V177H241ZM94 177H96V178L94 179ZM57 178L60 179V181H57V183L52 180V179H57ZM260 178H258V180L262 181L264 183V176H261ZM16 179H17L18 182L16 181ZM109 179H111V180H109ZM12 180L15 181V182H12ZM124 182H125V185H124ZM130 187L132 188L133 186H130ZM259 188H261V189H259ZM102 190H103V192H102ZM108 191H110V192H108ZM21 199H22V201H21ZM120 199H118V200H120ZM97 206H100V207L97 208ZM6 209H8V210H6ZM99 211H101V212H99ZM108 214L110 216H108ZM137 215H139V214H137ZM103 216H105V217H103ZM112 220L116 221V223L117 224L119 223L121 226L118 225V227H117L116 225H114V222ZM135 220H137V219H135ZM121 222H123V223H121ZM107 223H110V229L111 230L105 231L106 235H102V236H104V238L99 234L98 235L99 238L97 239V237L95 238L92 235V233L90 232L92 230L91 229L92 227H95V226H99L100 227L101 225L103 226V225H105ZM138 226H139V230H138ZM125 227H131V228L134 227L133 231L135 230L134 231L135 233L134 232L132 234L129 233L128 235H129L130 238L128 237V239L124 241L123 237L125 236L126 231H127V229ZM141 227L143 228V230L145 229L146 231L145 230L141 231L142 230ZM84 229H86V231ZM121 231H124V232L122 233ZM88 232L91 233V234H89ZM116 232H117L118 235H116ZM138 232H140V233H138ZM109 233H111V234H109ZM87 234H88V236H87ZM112 234H113V236H112ZM133 234H135V235L133 236ZM115 235L117 236L116 238H119L118 241H116L117 244H118L117 248L114 247V245H113L114 241H112L113 237ZM81 237L82 238L84 237L86 240L84 238H83V240L79 239ZM105 237H107V238H105ZM132 237H134V238H132ZM135 238H137V239H135ZM77 240L79 242H77ZM92 240H94V241H92ZM100 240L103 243H101ZM73 241L76 242V243H74ZM90 241H91V243H88ZM96 241L100 242V243H98V245L100 244V247L96 248V246L94 245V243H97ZM111 242H113V243H111ZM129 243H130V245H129ZM128 245H129V247H128ZM107 246H108V248H107ZM113 247H114V249H113ZM89 249H91V250L93 249V250L92 251L90 250L91 252H89ZM96 249L99 251V253H98V251ZM107 251L108 252L110 251V252L108 253ZM111 251H113L114 253L111 252ZM117 251H120L121 253L120 252L118 253ZM73 252H74V254H73ZM163 252H164V250L161 247H160V249L158 251H155L154 253L151 252V256L153 258V261L157 260L159 258L161 260H163V258H162L163 256H168L166 254L164 255ZM48 253H46V254H48ZM75 253H76V255H75ZM160 253H162L161 256H160ZM90 255H91V257H90ZM108 256H110V257H108ZM99 257L100 258L102 257V258L100 259ZM169 258L171 260V257H169ZM42 261H40L41 263L40 262L39 263L32 262V263H28V264H42ZM144 262H143V264H144ZM43 264H47V263H43ZM48 264H51V263H48ZM70 264H72V263H70ZM77 264H78V262H77ZM157 264H168V263H166V262L160 263V261H159Z\"/></svg>","mask_w":264,"mask_h":264},{"label":"water","instance_id":"95a60500","mask_svg":"<svg viewBox=\"0 0 264 264\" xmlns=\"http://www.w3.org/2000/svg\"><path fill=\"white\" fill-rule=\"evenodd\" d=\"M122 2L87 0L85 9L94 15L104 16ZM247 11L252 13V7H247ZM122 48L128 60L138 61L139 51L131 32L123 36ZM188 124L193 128L199 125L191 121ZM249 125L256 126L258 123L250 122ZM198 185L232 186L249 193L258 204L264 206V199L246 182L223 174H200L185 181L162 204L154 217L156 231L152 238L175 253L173 258L176 264H240L238 254L202 232L187 231L177 215L178 205L193 195ZM38 199L34 207L0 229V264L40 262L46 255L51 235L70 236L85 224L88 200L82 193L65 188L52 189Z\"/></svg>","mask_w":264,"mask_h":264},{"label":"snow or ice","instance_id":"6c2138e0","mask_svg":"<svg viewBox=\"0 0 264 264\" xmlns=\"http://www.w3.org/2000/svg\"><path fill=\"white\" fill-rule=\"evenodd\" d=\"M177 215L187 231L202 232L238 254L240 264H264V206L249 193L198 185L178 205Z\"/></svg>","mask_w":264,"mask_h":264}]
</instances>
